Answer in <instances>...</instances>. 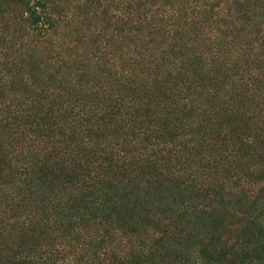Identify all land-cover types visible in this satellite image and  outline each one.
Listing matches in <instances>:
<instances>
[{"label": "rangeland", "instance_id": "obj_1", "mask_svg": "<svg viewBox=\"0 0 264 264\" xmlns=\"http://www.w3.org/2000/svg\"><path fill=\"white\" fill-rule=\"evenodd\" d=\"M0 264H264V0H0Z\"/></svg>", "mask_w": 264, "mask_h": 264}]
</instances>
